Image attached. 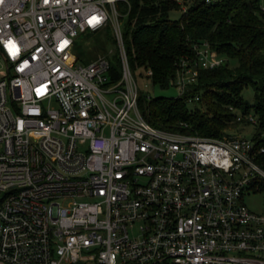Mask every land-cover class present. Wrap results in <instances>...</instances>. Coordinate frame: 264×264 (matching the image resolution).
Listing matches in <instances>:
<instances>
[{
  "label": "built area",
  "instance_id": "obj_1",
  "mask_svg": "<svg viewBox=\"0 0 264 264\" xmlns=\"http://www.w3.org/2000/svg\"><path fill=\"white\" fill-rule=\"evenodd\" d=\"M130 6L0 0V264H264V211L243 201L264 189V131L233 106L248 133L147 122L123 41ZM98 30L112 31L114 63L71 51ZM223 57L195 42L172 85L182 94Z\"/></svg>",
  "mask_w": 264,
  "mask_h": 264
},
{
  "label": "trees",
  "instance_id": "obj_2",
  "mask_svg": "<svg viewBox=\"0 0 264 264\" xmlns=\"http://www.w3.org/2000/svg\"><path fill=\"white\" fill-rule=\"evenodd\" d=\"M181 3L185 10L170 18L169 10L181 8ZM202 40L225 60L200 70L197 82L177 96L138 94L142 117L164 129L218 137L238 125L229 110L233 106L256 116L254 136L264 131V13L258 0H131L123 41L136 79L150 68L153 85H172L178 58L191 55L192 45ZM246 86L253 89L251 103L242 95ZM193 95L199 105L188 107L187 98Z\"/></svg>",
  "mask_w": 264,
  "mask_h": 264
},
{
  "label": "rangeland",
  "instance_id": "obj_3",
  "mask_svg": "<svg viewBox=\"0 0 264 264\" xmlns=\"http://www.w3.org/2000/svg\"><path fill=\"white\" fill-rule=\"evenodd\" d=\"M181 12V8L171 9L169 10L168 14L170 18H177L180 16ZM113 38L114 37L111 30H98L95 32L85 31L74 37L75 43L71 51L78 56V60L85 63L91 61L99 54H105L108 56L110 61L114 63V57L116 54L110 52L113 49H116ZM228 64L233 66L235 65V61L230 60ZM136 81L138 85V93L145 98H148V96H177L180 94V91L174 85H169L162 88L157 85H153L149 79L144 77H138ZM242 95L249 103H251L253 101L252 87H244L242 89ZM187 105L188 107H193L194 105L199 104L196 101H192L187 102ZM241 127L242 126L239 125V127L228 126L227 128H231L232 132L235 131L239 133H248L251 130V128L248 126H244L243 128ZM243 201L252 210L264 211V189L254 192H244Z\"/></svg>",
  "mask_w": 264,
  "mask_h": 264
}]
</instances>
